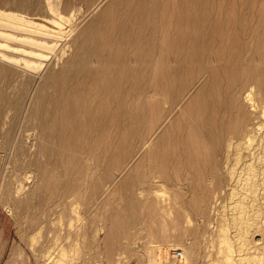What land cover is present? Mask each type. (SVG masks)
<instances>
[{"label": "bare ground", "instance_id": "1", "mask_svg": "<svg viewBox=\"0 0 264 264\" xmlns=\"http://www.w3.org/2000/svg\"><path fill=\"white\" fill-rule=\"evenodd\" d=\"M83 8L89 13L65 62L40 80L28 74L32 46L53 47L67 37L68 22ZM0 59L6 60L0 63V124L10 122L1 152L23 153L29 129L43 139L25 163L40 182L17 204L36 215V207L46 212L84 196L86 212L101 201L110 220V165L119 154L132 161L141 153V168L128 172L123 185L125 213L117 215L126 224L116 231L133 228L150 213L141 211L139 184L166 179L171 167L195 170L203 187L187 183L190 197L179 200L188 213L203 212L197 203L210 197L204 182L221 169L224 143L248 130L243 91L254 85L264 94V0H0ZM20 76L21 89L11 93ZM217 178L221 186L224 178ZM106 227L110 242L113 230ZM174 252L189 259L182 249Z\"/></svg>", "mask_w": 264, "mask_h": 264}, {"label": "rangeland", "instance_id": "2", "mask_svg": "<svg viewBox=\"0 0 264 264\" xmlns=\"http://www.w3.org/2000/svg\"><path fill=\"white\" fill-rule=\"evenodd\" d=\"M99 8H95L94 12ZM88 13L85 8L78 10L68 22L72 25L70 34L60 37L61 40L53 47L36 44L32 46L36 53L29 56L28 62L33 65L30 69L26 67L28 74L40 80L49 67L58 68L65 62L74 50L72 36L76 34L75 31L77 32ZM5 61L0 59V63ZM23 78L24 76H20L16 85L9 88L11 93L21 89ZM1 88H4L2 76ZM242 102L247 111L248 130L241 138L230 136L231 139L224 143L222 154L219 156L223 158L221 169L215 177L204 182L210 197L197 203V207L202 208L203 212L188 213L179 200L189 196L185 188L187 183L193 182L195 187H203L201 181L193 178L195 170L184 167L175 170V167H171L166 179L160 176L150 177L146 182L139 184L136 196L145 203L141 211L145 213L147 210L150 213L141 218L133 228L127 226L124 230L116 231L119 225L126 224L125 218L117 216L125 213L123 185L128 172L137 173L141 168V153L132 161L124 153L119 154L116 156L117 162L110 165L109 220L105 213L106 207L101 201L91 213L86 212L84 196L76 202L71 197L73 202L69 199L71 201L64 202L65 205L63 202L59 203L60 205H50L48 212L36 207L40 210L35 208L36 215L30 212L34 209H23V206L17 204V199L24 197L40 182L37 172L25 167V163L36 156L43 139L34 129H29L25 131L23 153L16 154L13 150L6 155L1 152L0 146V264H264V182H261L264 178V164L260 161L263 157H259L262 154H258L262 153L260 151L264 153L263 91L254 85L246 87ZM9 110L4 121L10 120L12 110ZM9 125L10 122L7 121L0 124V145ZM152 144L153 142H149L146 148L152 147ZM253 150L255 153L252 156L257 154V157L252 158L258 160L251 162L253 159L248 157V153L251 155ZM43 159L45 160V157ZM256 165H262V170L259 167L257 169ZM256 169H260L259 173ZM145 171L148 172L147 169ZM217 175L224 178L221 186L217 185ZM247 177L252 178L253 183L252 179ZM255 178L257 181L259 179L258 183ZM242 180L245 181L241 183ZM254 181L258 184V190ZM251 186L255 189L252 190ZM149 199L153 201L150 206ZM260 199L263 202H260ZM248 201L255 203L254 205L259 203L262 207L256 206L263 210L260 211ZM250 206L252 211H247L248 207L251 210ZM254 208L257 213L253 212ZM177 209L179 213L184 212H181L182 216L179 215L180 220L176 218ZM243 209L247 213H244ZM108 224L110 232L113 230L110 233V242L105 235ZM73 232H77L78 238ZM69 240L74 244L77 241V245H70ZM60 242L68 247L67 250L63 248L65 252L61 248L64 244L60 247ZM49 244L50 247L51 244L54 246L48 250ZM112 248L117 249L112 251ZM176 249H182L185 255L188 253L189 259L179 257L174 252Z\"/></svg>", "mask_w": 264, "mask_h": 264}, {"label": "built area", "instance_id": "3", "mask_svg": "<svg viewBox=\"0 0 264 264\" xmlns=\"http://www.w3.org/2000/svg\"><path fill=\"white\" fill-rule=\"evenodd\" d=\"M179 254L182 256L183 255V252L182 251H179Z\"/></svg>", "mask_w": 264, "mask_h": 264}]
</instances>
